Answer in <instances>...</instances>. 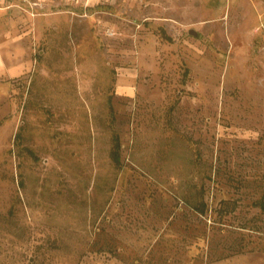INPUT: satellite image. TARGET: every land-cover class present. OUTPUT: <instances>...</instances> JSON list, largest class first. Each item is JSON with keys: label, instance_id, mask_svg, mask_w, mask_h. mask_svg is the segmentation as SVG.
<instances>
[{"label": "rangeland", "instance_id": "obj_1", "mask_svg": "<svg viewBox=\"0 0 264 264\" xmlns=\"http://www.w3.org/2000/svg\"><path fill=\"white\" fill-rule=\"evenodd\" d=\"M30 1L0 3V264H264V0Z\"/></svg>", "mask_w": 264, "mask_h": 264}, {"label": "trees", "instance_id": "obj_2", "mask_svg": "<svg viewBox=\"0 0 264 264\" xmlns=\"http://www.w3.org/2000/svg\"><path fill=\"white\" fill-rule=\"evenodd\" d=\"M119 150H120V140L118 139V136L114 137V145L111 150V159L115 166L120 165V155H119ZM260 209L264 210V200H261L256 203Z\"/></svg>", "mask_w": 264, "mask_h": 264}, {"label": "built area", "instance_id": "obj_3", "mask_svg": "<svg viewBox=\"0 0 264 264\" xmlns=\"http://www.w3.org/2000/svg\"><path fill=\"white\" fill-rule=\"evenodd\" d=\"M30 2H31L30 0H0V3H7L9 8H11V6H16L21 9H23L22 6L25 3H30Z\"/></svg>", "mask_w": 264, "mask_h": 264}, {"label": "crops", "instance_id": "obj_4", "mask_svg": "<svg viewBox=\"0 0 264 264\" xmlns=\"http://www.w3.org/2000/svg\"><path fill=\"white\" fill-rule=\"evenodd\" d=\"M90 0H88L89 2ZM7 4V3H6ZM8 7V6H7ZM6 7V8H7ZM9 8V7H8ZM3 60H2V56H0V68H1V64H2ZM7 71L9 72L10 75H13V73L15 72V70L13 69H7Z\"/></svg>", "mask_w": 264, "mask_h": 264}, {"label": "water", "instance_id": "obj_5", "mask_svg": "<svg viewBox=\"0 0 264 264\" xmlns=\"http://www.w3.org/2000/svg\"><path fill=\"white\" fill-rule=\"evenodd\" d=\"M190 33L192 34L193 32H192V31H190Z\"/></svg>", "mask_w": 264, "mask_h": 264}]
</instances>
